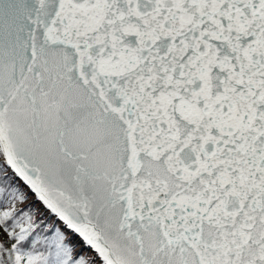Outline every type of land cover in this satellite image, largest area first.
I'll use <instances>...</instances> for the list:
<instances>
[{
	"label": "snow or ice",
	"instance_id": "obj_1",
	"mask_svg": "<svg viewBox=\"0 0 264 264\" xmlns=\"http://www.w3.org/2000/svg\"><path fill=\"white\" fill-rule=\"evenodd\" d=\"M0 264H264V0H0Z\"/></svg>",
	"mask_w": 264,
	"mask_h": 264
},
{
	"label": "rangeland",
	"instance_id": "obj_2",
	"mask_svg": "<svg viewBox=\"0 0 264 264\" xmlns=\"http://www.w3.org/2000/svg\"><path fill=\"white\" fill-rule=\"evenodd\" d=\"M33 201V198H32V196L30 195L29 196V202H32Z\"/></svg>",
	"mask_w": 264,
	"mask_h": 264
},
{
	"label": "trees",
	"instance_id": "obj_3",
	"mask_svg": "<svg viewBox=\"0 0 264 264\" xmlns=\"http://www.w3.org/2000/svg\"><path fill=\"white\" fill-rule=\"evenodd\" d=\"M33 198V197H32ZM33 200H34V198H33ZM38 206V205H37Z\"/></svg>",
	"mask_w": 264,
	"mask_h": 264
}]
</instances>
